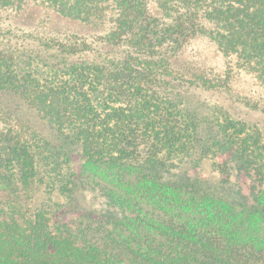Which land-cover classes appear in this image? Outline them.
<instances>
[{
    "label": "trees",
    "instance_id": "1",
    "mask_svg": "<svg viewBox=\"0 0 264 264\" xmlns=\"http://www.w3.org/2000/svg\"><path fill=\"white\" fill-rule=\"evenodd\" d=\"M33 1L86 24L98 20L106 33L91 39L36 32L24 34L21 46L9 32L11 38L0 44L7 64L29 62L41 51L51 70L50 81L41 86L21 65L13 72L0 64V264H121L115 252L139 264H204L192 257L198 251L190 241L195 237L171 240L178 236L167 223L149 222L160 231L155 246H136L139 242L126 238L123 247L113 246L105 254L87 242L91 222L84 215L67 232L64 216L83 208L77 184L62 176L70 155L64 151L80 145L91 165H108L156 184L166 164L160 153L175 148L176 135L184 133L189 147L194 146L191 124L185 131L178 126L174 101H183V95L171 81V59L206 36L224 56L236 58V68L264 86V0H0V12L22 11ZM209 126L203 138L223 142L219 128ZM41 127L46 129L42 136ZM242 148L244 154L251 150L245 143ZM57 172L61 179L52 177ZM49 179L68 199L54 214L33 197V190ZM174 187L194 194L202 188L197 180ZM251 211L253 221L264 227V191ZM106 224L97 227L105 232ZM68 233L83 246L65 245L61 237ZM247 250L244 262L216 261L215 249H206L205 257L213 264H264V236Z\"/></svg>",
    "mask_w": 264,
    "mask_h": 264
},
{
    "label": "rangeland",
    "instance_id": "2",
    "mask_svg": "<svg viewBox=\"0 0 264 264\" xmlns=\"http://www.w3.org/2000/svg\"><path fill=\"white\" fill-rule=\"evenodd\" d=\"M96 21L86 24L33 1L22 11L0 12V25L4 26H0V44L12 35L24 46V34L31 36L36 32L52 31L62 36L92 39L94 34L106 33ZM7 49L9 53L15 52L13 47ZM36 54L26 63L14 59L15 65L7 64L3 58L5 53H0V64L13 72L19 71L16 67L19 64L45 86L51 78L49 62L41 51ZM170 62L171 81L181 87L183 95V101H174L178 126L185 131L186 124H191L194 136L190 141L194 146L189 147L184 133L182 137L176 135L172 142L175 148L170 146L174 149L160 153L166 164L162 163L164 177L156 184L137 174L111 170L108 165H91L84 158L80 145L69 147L64 154L70 155L60 170L66 181L72 179L77 184L83 209L82 213L64 216V229L68 232L70 225L75 222L79 225V215H84L91 222L87 242L105 254L113 246L123 247L126 238L132 243L139 242L133 243L136 246L153 247L156 240H161L160 231L152 228L149 222H156V226L167 223L178 236L171 240L183 239L186 235L195 237L190 241L198 251L192 253V257L204 264L215 261L205 257L206 249L217 250L216 261L244 262L249 258L247 248L251 249L253 242L264 236L263 224L253 221L251 211L264 191V86L255 75L236 68V58L224 56L206 36L186 45ZM26 116L28 121L32 120L30 109ZM210 124L219 128L223 142L203 138ZM43 130L46 131L41 127L38 131L41 136ZM173 133L181 134L179 130ZM244 143L251 149L247 154L242 153ZM140 150L146 151L144 145ZM56 175L52 177L61 179L58 172ZM191 180L201 184L199 194L174 187ZM51 182L49 179L46 185L34 189L33 197L37 206L54 214L67 205L68 199L63 192L51 187ZM168 182L174 185L169 187ZM114 204L126 210L121 213ZM98 222H108L105 232L97 227ZM105 233L108 242L104 240ZM61 239L70 248L84 244L69 233ZM115 253L121 264H139ZM94 261L99 264L98 260Z\"/></svg>",
    "mask_w": 264,
    "mask_h": 264
}]
</instances>
